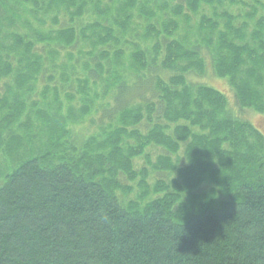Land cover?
<instances>
[{"label": "trees", "instance_id": "obj_1", "mask_svg": "<svg viewBox=\"0 0 264 264\" xmlns=\"http://www.w3.org/2000/svg\"><path fill=\"white\" fill-rule=\"evenodd\" d=\"M260 121L264 0H0V264H264Z\"/></svg>", "mask_w": 264, "mask_h": 264}, {"label": "rangeland", "instance_id": "obj_2", "mask_svg": "<svg viewBox=\"0 0 264 264\" xmlns=\"http://www.w3.org/2000/svg\"><path fill=\"white\" fill-rule=\"evenodd\" d=\"M259 128H264V121H260L259 122ZM161 151H158V150H152L151 151V160H152V162L154 163V161H155V158H156V156H157V154L158 153H160ZM142 166H144V167H147L146 166V163H145V161L144 160H140V161H138V165H137V169H141L142 168ZM164 177H165V174L164 173H161V174H159V173H152L151 172V175H150V177H149V179H148V181H147V183H149L150 185L151 184H154L156 181H158V180H165L164 179ZM168 181V180H167ZM129 185H131L132 187H134L132 184H130V183H128V186ZM207 187H205L204 186V189H206ZM133 195H131V197H132Z\"/></svg>", "mask_w": 264, "mask_h": 264}]
</instances>
